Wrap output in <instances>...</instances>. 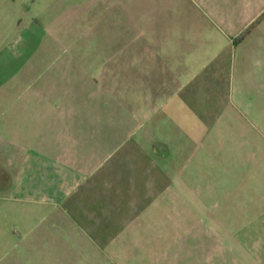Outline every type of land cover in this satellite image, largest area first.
<instances>
[{
	"label": "crops",
	"instance_id": "obj_1",
	"mask_svg": "<svg viewBox=\"0 0 264 264\" xmlns=\"http://www.w3.org/2000/svg\"><path fill=\"white\" fill-rule=\"evenodd\" d=\"M190 2L189 9L170 11L159 3L142 14L125 7L122 33L130 36L120 53L90 61L97 74L76 73L83 61L58 60L42 73L28 70L26 88L0 92V198L69 206L83 218L84 205L106 192L110 164L125 161L130 147L152 134L155 146L165 147L158 151L163 163L177 153L181 161H194L193 145L214 136V123L221 145L246 141L256 148L264 142V18L243 35L264 13V0ZM130 68L139 74L127 76ZM223 88L217 118L203 107L200 125L190 128L191 111L183 107ZM256 120L263 126L259 135ZM164 129L170 142L158 139ZM252 153L260 157L264 147ZM177 162L172 165L181 183L171 179L172 189L190 185ZM199 176L205 178L204 169ZM257 221L264 224L263 217Z\"/></svg>",
	"mask_w": 264,
	"mask_h": 264
},
{
	"label": "rangeland",
	"instance_id": "obj_2",
	"mask_svg": "<svg viewBox=\"0 0 264 264\" xmlns=\"http://www.w3.org/2000/svg\"><path fill=\"white\" fill-rule=\"evenodd\" d=\"M159 3L170 11L192 8L190 0H0V92L26 88L28 70L42 73L58 60L83 61L76 73L97 74L90 61L120 53L128 36L122 33L124 8L142 14ZM138 74V68L126 73ZM211 92L183 107L191 111L190 128L200 125L203 107L217 118L224 88ZM221 118L219 126L226 121ZM254 122L259 135L263 126ZM212 126L214 136L193 145L191 163L179 153L161 162L158 151L165 147L155 146L153 134L133 144L125 161L110 164L106 192L84 205L83 218L69 206L0 198V264H264V224L257 221L264 218V153H252L264 142L221 145ZM168 133L164 129L159 141L170 142ZM173 159L191 186L171 188L172 180L181 183Z\"/></svg>",
	"mask_w": 264,
	"mask_h": 264
},
{
	"label": "trees",
	"instance_id": "obj_3",
	"mask_svg": "<svg viewBox=\"0 0 264 264\" xmlns=\"http://www.w3.org/2000/svg\"><path fill=\"white\" fill-rule=\"evenodd\" d=\"M264 18V13L258 18L253 24H251L243 33V35L248 34L262 19Z\"/></svg>",
	"mask_w": 264,
	"mask_h": 264
}]
</instances>
